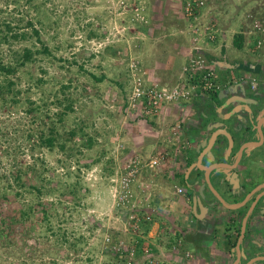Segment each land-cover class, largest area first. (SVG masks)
I'll return each instance as SVG.
<instances>
[{"label": "rangeland", "instance_id": "rangeland-1", "mask_svg": "<svg viewBox=\"0 0 264 264\" xmlns=\"http://www.w3.org/2000/svg\"><path fill=\"white\" fill-rule=\"evenodd\" d=\"M26 1L0 0V55L10 61L16 51L33 46L32 40H11L9 46L1 41L5 22L22 29L31 19L52 55H38L12 77L21 90L19 105L0 97V264H142L140 260L147 256L144 243L138 254L118 259L117 246L128 248L135 236L143 238L146 231L141 227L137 234H130L128 218L134 208L150 211L156 199L161 207L165 202L158 194L161 186L173 190L169 183L159 185L157 169L148 170L151 176L147 179L143 171L140 181L145 187L135 189L137 201L120 207L116 173L131 158L142 155L147 138L144 127L155 122L164 107L175 104H164L155 117H147L140 104L130 102L137 78L143 86L174 82L177 57L182 48L191 47L184 0H44L38 11L25 5ZM211 1L208 5L217 12L231 10L235 17L243 13L242 19L232 20V29H238L242 21L252 31L247 17L264 14V0H216L220 6ZM212 15L218 22L216 12ZM219 18L223 20L225 15ZM92 32L95 35L90 37ZM259 54L264 60V52ZM93 75L104 79L97 81ZM4 78L0 76V82ZM65 98L73 101V111L59 123L57 114L65 112ZM57 100L63 104L58 105ZM51 122L62 133V142L68 139V132L83 126L94 140L93 148L82 146L86 137L80 132L67 143L66 152L40 148L38 135ZM130 124L138 128L132 130ZM169 153L176 154L174 149ZM172 158L168 167H177ZM30 163L36 164L40 177L30 175L29 184L59 188V192L48 194L43 189L39 198L31 190L19 198L15 169ZM179 178L170 181L184 183L183 174ZM49 179L50 186L45 183ZM69 186L76 197L70 193L72 189L64 196L60 193ZM5 195L9 199H3ZM50 202L54 205L44 220L40 204L47 209ZM31 206V218H21L12 228L3 223L14 210ZM150 258L153 264H165L163 257Z\"/></svg>", "mask_w": 264, "mask_h": 264}, {"label": "crops", "instance_id": "crops-1", "mask_svg": "<svg viewBox=\"0 0 264 264\" xmlns=\"http://www.w3.org/2000/svg\"><path fill=\"white\" fill-rule=\"evenodd\" d=\"M212 3L217 4V1L212 0L211 5ZM208 4L209 2L202 12L201 20L207 22L215 20L212 11L216 12L218 32L216 41L204 48L205 56L216 66L220 80L233 78L236 79V85L211 94L209 99L205 96H195L188 101L164 107L158 119L155 118V122L148 123L144 127L145 130H142L147 138H144L145 142L139 154L150 157L165 153L164 155H169L171 161L173 155L167 154V151L172 144L180 143L183 152L187 155L189 139L192 149L195 148L199 153V149L208 141L204 138L205 134L209 136L213 132L216 136L219 133H230L235 139V144L227 149L226 157L221 159L223 163L217 165L220 170L214 171L212 176L216 180L215 187L225 200V204L215 193L206 191V194L201 195V200L198 198L199 206H197L193 203L194 201L198 203L195 192L186 190L185 194L178 195L174 189V185L178 182L170 181L167 169L158 168L157 182L160 186L169 183L173 191L170 192L168 188L161 186L158 194L165 202H161L160 207V199L154 200L155 206L151 210L156 211V216L148 225L149 228L146 229L142 239L150 248V256L161 260L163 257L165 264H264V222H262L264 206L255 207L257 201L264 196V192H259L260 187L255 186L260 180L258 175L261 171L257 161L264 159V147L260 150L256 148L263 142L261 137L264 133V60L258 52H252L255 36L243 26L242 21L238 29H232V20L242 19L243 13L235 17L231 10L217 12L216 8ZM222 13L225 15L223 20L219 18ZM237 34H242L239 43L241 47H237L235 42ZM188 49L182 48V54L177 57L179 67L171 85L176 84L181 75L182 67L187 61ZM249 79L256 80L255 87H252ZM257 100L263 105L254 120L255 124L251 125L247 118L250 115L252 119L254 117L249 104ZM242 101L247 103L242 105ZM129 127L132 130L138 128L133 124ZM208 150L209 148L204 150V153ZM240 159L241 165L238 166ZM201 160L205 164H210L211 161L210 157L202 153L199 159L195 160L200 168H202ZM233 170H240L243 173L249 171L254 179L252 186L255 188L247 195L231 193L221 183L222 177L219 173L232 174ZM150 176L149 172H145L144 178ZM178 179H180L179 175L176 181ZM180 184L185 187L183 182ZM168 197L172 199L171 203ZM249 212L251 214L247 216ZM245 218L246 231L242 233ZM257 230H261L263 236H257ZM143 257L140 261H144L142 264H147V256Z\"/></svg>", "mask_w": 264, "mask_h": 264}, {"label": "built area", "instance_id": "built-area-1", "mask_svg": "<svg viewBox=\"0 0 264 264\" xmlns=\"http://www.w3.org/2000/svg\"><path fill=\"white\" fill-rule=\"evenodd\" d=\"M209 1L184 0L183 14L189 26L188 34L191 39V47L188 50L187 61L182 67L181 75L176 84L159 85L154 82L143 86L142 80L137 78L135 84L132 85L133 91L130 104L134 106L140 104V110L143 108L147 114L155 115L164 104L188 101L199 94L202 96L210 95L223 89L216 66L206 59L203 52L208 44L216 41L218 32L217 21L204 22L201 20L202 12ZM249 18H251V34L255 36L252 52H258L259 54L264 52V14L262 17L251 15ZM242 81H245L244 78H242ZM255 81V79L251 81L249 79V82L253 85L252 87H255ZM179 148L175 149L176 154L172 158L177 165L181 161L179 158H187V155ZM168 159L169 155L159 153L147 158L136 156L126 164L124 163L116 173L120 207H130L137 201L135 189L138 187L142 189L144 186V183L140 181L143 171L165 168L170 161ZM168 172L171 179H176L177 175L183 174L184 170H181V167L173 166L168 169ZM174 189L178 195H183L186 192L185 187L178 183L174 185ZM155 214V210L143 212L140 208H134L133 213L128 218L129 228L132 231L130 234H137L140 231L142 222H153ZM137 245L139 249L143 247L140 246L138 237L135 236L132 243L126 248L127 250L120 245L117 246L118 257H126L129 254L130 257H133L138 254ZM143 251L147 255L150 264H153L149 254L150 248L145 247Z\"/></svg>", "mask_w": 264, "mask_h": 264}, {"label": "trees", "instance_id": "trees-1", "mask_svg": "<svg viewBox=\"0 0 264 264\" xmlns=\"http://www.w3.org/2000/svg\"><path fill=\"white\" fill-rule=\"evenodd\" d=\"M27 4L29 5V7H31V8L34 7V10L38 11V10H41L42 5H45V1L43 0L42 2H38L37 4H35L32 0H27L25 2V5H27ZM3 25L6 28V34L3 36L1 41L3 40V42L7 43L8 46H9L11 40L18 41V42L29 41V40L33 41V46H31V47L25 46L20 51H16L14 57L10 61H5L4 57H1V55H0V76L5 77L4 80H2L0 82V97L9 103H13L14 105H19L21 103V99L20 98L18 99V96L21 95L20 94L21 90L17 89L16 82L12 79V77L16 76L19 69L23 68L24 66H26L29 63L34 62L37 59L38 55L51 56L52 54H51L49 47L42 40L41 31L39 30V28H37V26L35 25V23L32 19L28 20L27 24L22 29L21 28H13L11 26V23L5 22ZM94 35L95 34L92 32L90 37H92ZM241 39H242V34H238L235 37V42H236L237 47H241V44H239L241 42ZM36 44H40V47L37 48ZM0 54H1V52H0ZM93 77L97 81H102L104 79V76L97 78L96 76L93 75ZM65 101H67V104L65 106V112L62 111V112L57 114V116H58L57 120L59 123H62L64 121V118L67 116L68 112L73 111V107H72L73 101H71L69 98H65ZM29 103H31V105L33 106V103L31 102V100H29ZM57 104L62 105L63 102L61 100H57ZM124 107L125 108L127 107L126 102H125ZM37 109L38 108H36V109L34 108V110H37ZM32 111H33V109H30L29 113H31ZM147 117H149V114ZM152 117H155V115ZM46 126H47V124L43 125V130L40 131V134L38 135L37 146H39L40 148L44 147L50 151H53L56 148H58L60 151L66 152L68 149L67 143H69V142L71 143L72 141H74L75 137H77L79 135L78 132H80V135L83 138L86 137V141H83L82 146H85L87 150L92 149L94 146L93 138H91L90 136H88L86 134L83 126H81L79 128V130L74 129V130H71L70 132H68L69 137H66V139L67 138L68 139L64 142H62V140H61V138H63V135L59 131V128L55 122H51L49 127H46ZM32 136H34V134L30 135V137H32ZM174 145L175 144H172V146L168 147V148L171 149ZM70 154H71V152H70ZM163 154H165V153H163ZM169 168L170 167H168V165H167V167H165V169H167V170ZM145 172L147 173L149 171L146 170ZM14 175H15L14 179L16 182V187L19 188V192H17L19 195V198L24 197L25 193H28V192L31 193V190H35L37 192L36 197H39V198L43 195V189H45V192H47L48 194H55V193L59 192V188L51 187L48 189L46 187L44 188L43 185L38 187V186L33 185L31 183L29 184V181H30L29 176L30 175H32L34 177H40V174L39 173L37 174L36 164H34V163L24 164V165L22 164L21 166H19V168L15 169ZM143 175H145V173H143ZM42 181L45 182V180H42ZM50 182L51 181L49 179V180H46L45 183L50 186ZM9 187L11 188L13 186L9 185ZM70 187L71 186H69L67 188H63L64 191H60V193H62V196H64L66 194V192H68V189H72V191L70 190V193H72L76 197L77 194L75 193L74 188H70ZM3 199H9V197L7 195H5L3 197ZM40 205L42 206V210L44 213L43 219L46 220L49 218L50 210L54 204L50 202L49 207H47V209H45V207H44L46 204L42 203ZM33 210H34V208H32V206L27 207V208L23 207L19 210L16 209L7 216L8 218L2 219L3 223L6 226H8L9 228H12L15 224H19L21 218L22 219L31 218L34 215ZM140 214L142 215V213H140ZM148 225H150L149 222H142L141 223V227H144L145 230L146 229L148 230V228H149ZM65 241H66V243L69 242L68 240H65ZM138 241L140 243V246H142L143 239L138 238ZM71 245L75 246V244H71ZM137 248L139 250L138 245H137ZM118 259L123 260L124 257H118Z\"/></svg>", "mask_w": 264, "mask_h": 264}, {"label": "flooded vegetation", "instance_id": "flooded-vegetation-1", "mask_svg": "<svg viewBox=\"0 0 264 264\" xmlns=\"http://www.w3.org/2000/svg\"><path fill=\"white\" fill-rule=\"evenodd\" d=\"M203 52L205 55V52H206L205 49L203 50ZM206 59H207V57H206ZM210 62H212V61L210 60ZM220 83L223 86L222 90H224V89H228V88L236 85L235 84L236 79L226 78L224 81L220 80ZM222 90H220V91H222ZM210 95L207 94V95H203V96H205L207 99H209ZM198 96H202V95L199 94ZM257 102H259V101L257 100ZM246 103L247 102H245V101L241 102L242 105H244ZM253 103L249 104L250 109L256 108L255 105H253ZM180 126H182V125H180ZM225 134L226 133H224V134L222 133L219 136V137H221V142L224 143L225 148L223 151L220 150L218 152V154H216V156H214V152L212 150V147H209V145L212 146V143H213L211 140L216 139V136L214 135L213 132L209 136H207V134H205L204 138H207L208 141H207L205 146H203L199 149V153H198V150H196L195 148L192 149L191 141L188 139V141H187V143H188V147H187L188 148V154L186 156L187 158L184 159V157H183L181 159V161L178 163V167H181V170H184L183 177H184V185H185L186 190L188 192H192V191L195 192L198 203L195 201L193 203L196 204L197 206H199V199L198 198H200V200H201L202 194H204V193L206 194V191L210 192V193L212 192L211 186L206 181L207 178L209 179L211 185L216 189V187H215L216 184H214L216 182V180L212 176H213L214 171L220 170V169H218L219 167L217 165L223 163V162H221L222 161L221 159H223L224 156L226 157V152H227V149L229 148L228 145H230V143L228 142V140L225 137ZM207 148H209V150L207 151V153H204V150H206ZM179 150L183 152L182 148H179ZM258 150H260V149H258ZM202 153L204 155H206L207 157H210L211 161H210V164L209 163L205 164V163H203V160H201L200 162L202 163V165H201L202 168H200L195 163V160L197 161ZM240 162H241V159L238 161V166L241 165ZM257 163H258V167H259V165L261 167L260 177L261 176H263V177L260 178L258 184H256L255 186H256V188L260 187L259 192H264V159L258 160ZM233 171H231L232 174L226 173L224 175V173L223 174L219 173L220 177H222L220 181L223 184V186H225L231 193H234L237 195L238 194H244V195L246 194L247 195L248 193H250L251 190H253L255 188V186L254 187L252 186V182L254 181V179H252V176H250V172L248 171L249 173L248 172L243 173L240 170H236L234 172ZM243 200H244V198L242 200H240V203ZM259 205H261V207L264 206V196L262 197V199L257 201L255 207H258ZM262 222H264V220H262ZM263 228H264V226H263ZM257 232H258L257 236H261V235L263 236V233L261 234V230H257Z\"/></svg>", "mask_w": 264, "mask_h": 264}, {"label": "water", "instance_id": "water-1", "mask_svg": "<svg viewBox=\"0 0 264 264\" xmlns=\"http://www.w3.org/2000/svg\"><path fill=\"white\" fill-rule=\"evenodd\" d=\"M253 105H255V109H252L253 111H252V113H253V115H252V117H254L253 119L251 118V115L247 118L249 121H250V124L251 125H254L255 124V118H256V116L258 115V113L260 112V108L262 107V103H260V102H254L253 103ZM250 130V129H249ZM248 132V131H247ZM220 134H222V133H219V134H217L216 135V139H212L211 141L213 142L212 143V150H213V152H214V156H216V154H218V152L220 151V150H224V148H225V146H224V143L223 142H221V137H219L220 136ZM224 134V133H223ZM263 134V136L261 137V140H263V142L261 143V145H257V149H260V148H262V147H264V133H262ZM222 136V135H221ZM225 137H226V139L228 140V142L230 143V145H228V147L230 148L231 147V145H234L235 144V139H234V137L229 133V134H227V132H226V134H225ZM223 144V145H222ZM214 146V147H213ZM246 148V147H245ZM231 155V153L229 154V156ZM224 158H225V156H224ZM215 168V167H214ZM223 168V167H222ZM206 181H207V183L211 186V188H212V192H214L215 194H216V196L218 197V199L222 202V203H224L225 204V200L220 196V194H219V192L211 185V183H210V181H209V179L207 178L206 179ZM252 211H253V208L250 210V212L252 213ZM248 213V215L247 216H249L251 213ZM246 218H245V220H244V223H243V227H242V233H245V231H246ZM238 250H240V247L238 246Z\"/></svg>", "mask_w": 264, "mask_h": 264}, {"label": "clouds", "instance_id": "clouds-1", "mask_svg": "<svg viewBox=\"0 0 264 264\" xmlns=\"http://www.w3.org/2000/svg\"><path fill=\"white\" fill-rule=\"evenodd\" d=\"M249 16H251V15H249ZM249 16L247 17V19L249 18ZM254 17H256V16H254ZM249 21L251 22V18H249ZM250 25H251V23H250ZM249 25V26H250ZM218 93V92H217ZM179 147H181V145H180V143L179 144H177V145H175V149H177V148H179ZM174 149V150H175Z\"/></svg>", "mask_w": 264, "mask_h": 264}]
</instances>
